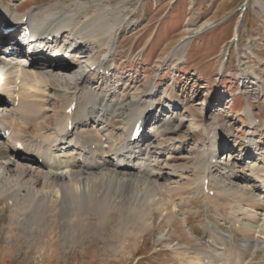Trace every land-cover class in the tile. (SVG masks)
Segmentation results:
<instances>
[{"label":"bare ground","instance_id":"6f19581e","mask_svg":"<svg viewBox=\"0 0 264 264\" xmlns=\"http://www.w3.org/2000/svg\"><path fill=\"white\" fill-rule=\"evenodd\" d=\"M25 3L0 7V40L17 22L29 23L33 35L40 37L35 52L46 58L21 49L18 59H0V200L10 201L9 232L29 235L26 242H40L42 248L56 247L60 239L64 247L82 241L90 250L97 241L101 248L132 256L153 229L156 213L169 223L181 211L179 195H203L232 237L212 230L209 249L201 250L177 241L172 249L176 258L188 264H259L254 260L260 244L254 241L258 250L251 252L245 240L235 239L236 233L264 235V148L259 139L247 137L234 150L237 136L225 141L220 122L209 120L206 143L191 150L198 158L192 160L194 172L189 175L186 164L176 167L165 154L177 149L184 137H164L165 149L158 142L162 129H176L182 116L178 104L161 101L155 93L127 98L112 77L104 76L112 75L115 65L111 56L123 25L121 15L106 2L59 1L24 11ZM19 29L7 33V39L19 38ZM60 33L62 39L49 40ZM190 37L184 34L175 47L186 46ZM1 45L4 49L10 43ZM168 55L161 60L167 61ZM91 70L101 77L99 88L89 83ZM109 81V90H102ZM54 101H59L58 108ZM146 116L149 126L137 142H129L131 129ZM114 118L119 122L113 125L121 126L116 134L109 127ZM153 144L156 149L150 148ZM131 145L133 151L125 152Z\"/></svg>","mask_w":264,"mask_h":264},{"label":"rangeland","instance_id":"374dc122","mask_svg":"<svg viewBox=\"0 0 264 264\" xmlns=\"http://www.w3.org/2000/svg\"><path fill=\"white\" fill-rule=\"evenodd\" d=\"M22 1L26 2L23 6L26 11L59 1L72 4L74 0H0V7L13 9ZM90 2L108 3L123 19L115 40V53L113 51L111 56L115 64L111 67L114 75L111 80L121 86L123 95L145 98L155 93L161 101L178 104V113L182 116L176 129H162L158 136L159 143L173 133L184 137L177 149L165 150L171 164L176 167L186 164L189 175L194 172L191 163L198 157L191 155V150L206 143L205 127L209 129L208 121L213 119L218 120L225 131V141L231 134L237 136L234 150L252 136L259 139L264 148V82L257 83V79L264 80V0ZM184 34L191 36L190 41L186 46L175 47ZM85 43L91 51L90 42ZM163 53L171 54L165 62L161 60ZM243 70L247 74L243 75ZM99 81L91 77L89 83L99 88L101 83L95 85ZM112 81L103 83L101 89L109 90ZM58 103L54 101L57 108ZM247 109L258 120L255 127H251ZM54 112L51 114L53 122ZM118 120L114 118L109 124L112 134L121 129L120 125H113ZM200 127L202 130L198 131ZM229 131L232 133L227 134ZM229 142L233 147L234 142ZM156 145L150 148L156 149ZM167 147L162 144V149ZM166 168L164 165L163 170ZM179 197L182 200L180 213L174 212L169 223L161 212L156 213L153 229L132 256L101 248L97 241L90 250L82 241L64 247L60 239L51 249L40 247V242L32 246L26 242L31 236L9 232L10 201L0 200V264H188L177 259L172 250L177 247V241L179 246L201 250L209 249L212 230L220 237H232L233 231L215 215L205 196ZM254 235L247 238L236 233L235 239L238 243L245 240L251 252L258 250L254 245L257 241L261 253L258 252L254 261L264 264V235Z\"/></svg>","mask_w":264,"mask_h":264}]
</instances>
